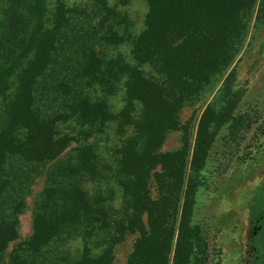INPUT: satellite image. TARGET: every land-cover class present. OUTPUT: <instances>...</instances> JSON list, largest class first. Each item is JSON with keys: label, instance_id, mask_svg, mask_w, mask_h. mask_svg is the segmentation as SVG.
Here are the masks:
<instances>
[{"label": "trees", "instance_id": "16d2710c", "mask_svg": "<svg viewBox=\"0 0 264 264\" xmlns=\"http://www.w3.org/2000/svg\"><path fill=\"white\" fill-rule=\"evenodd\" d=\"M145 2L143 29L130 41L135 64L113 61V83L121 81L123 87L122 109L111 114L104 101H92L59 83L66 89L67 111L49 114L44 111L48 87L42 82L64 28V8L57 3L48 22L46 0H0V102L5 111L0 127V262L8 244L17 240V215L24 208L29 174L38 166L52 163L33 204L31 235L13 248L9 264H26L20 251L37 256L61 235L100 222L95 203L77 181L96 172L90 145L60 159L71 138L60 135L57 125L73 119L81 126L116 123L120 143L114 149V175L123 198L122 219L113 225L108 245L96 256L83 249L78 264H110V249L122 241L123 231L138 233L126 264H207L202 232L192 224L193 206L217 130L226 123L241 124L233 116L238 97L224 79L220 105L209 104L200 116L191 155L178 114L230 69L258 0ZM256 20L264 24V0L258 2ZM83 70L89 80H100L92 61ZM179 130L181 147L160 152L165 135Z\"/></svg>", "mask_w": 264, "mask_h": 264}, {"label": "rangeland", "instance_id": "374dc122", "mask_svg": "<svg viewBox=\"0 0 264 264\" xmlns=\"http://www.w3.org/2000/svg\"><path fill=\"white\" fill-rule=\"evenodd\" d=\"M258 2L230 69L217 84L201 92L178 114L181 129L189 134L191 155L200 116L209 104L220 105L219 90L224 79L228 78L230 90L238 97L233 116L234 122L241 124L226 123L217 130L200 172V186L193 206L192 224L202 232L207 264H236L235 218L228 215L226 205L249 186L257 159L264 151V24L256 20ZM57 3L64 8L65 22L52 65L42 82L48 87L44 111L49 114L59 113L60 109L67 111L63 106L66 89L58 87L59 83H64L68 89L83 92L92 101H104L108 111L117 114L123 107L124 97L122 82L113 83V61L135 64L130 55V41L143 29L145 0H103V3L99 0H46L48 22ZM90 61L96 68L93 73L98 81L89 80L91 76L83 70ZM2 105L0 102V127L5 119ZM57 130L60 135L71 138L61 160L72 157L79 146L90 145L95 154L96 172L82 175L77 181L95 203L100 222L93 228H80L61 235L37 256L20 251V258L27 260L26 264H78L83 249L96 256L108 245L113 225L122 219L123 198L114 175V149L120 143L116 123L112 121L105 127L81 126L71 119L59 123ZM182 135V130L168 132L159 151L179 149ZM51 164L31 170L24 208L17 215V240L8 244L0 264H9L8 255L13 248L30 237L33 204L45 186ZM148 186L154 196L152 179ZM137 236L138 233L123 231L122 241L110 249V264H126Z\"/></svg>", "mask_w": 264, "mask_h": 264}, {"label": "flooded vegetation", "instance_id": "af4514ba", "mask_svg": "<svg viewBox=\"0 0 264 264\" xmlns=\"http://www.w3.org/2000/svg\"><path fill=\"white\" fill-rule=\"evenodd\" d=\"M226 206L235 218L236 264H264V151L249 186Z\"/></svg>", "mask_w": 264, "mask_h": 264}]
</instances>
